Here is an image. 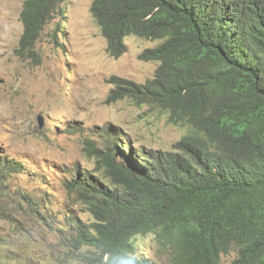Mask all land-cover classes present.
I'll use <instances>...</instances> for the list:
<instances>
[{"label": "trees", "instance_id": "obj_1", "mask_svg": "<svg viewBox=\"0 0 264 264\" xmlns=\"http://www.w3.org/2000/svg\"><path fill=\"white\" fill-rule=\"evenodd\" d=\"M64 1L24 0L16 56L37 55ZM91 14L114 59L128 36L157 42L138 56L158 64L153 77H110L107 103L130 100L187 131L168 151L137 146L111 125L97 131L99 144L85 140L95 166L66 189L91 221L69 210L64 255L99 264L150 234L169 264H221L231 252L230 264H264V0H93ZM20 169L0 158V186Z\"/></svg>", "mask_w": 264, "mask_h": 264}, {"label": "rangeland", "instance_id": "obj_2", "mask_svg": "<svg viewBox=\"0 0 264 264\" xmlns=\"http://www.w3.org/2000/svg\"><path fill=\"white\" fill-rule=\"evenodd\" d=\"M23 2L0 0V158L22 171L0 186V264H79L64 255L60 228L69 210L91 221L66 189L77 170L91 173L95 166L85 140L99 144L97 131L111 125L137 146L169 150L187 129L130 100L107 103L110 77L137 83L153 77L158 64L138 56L157 42L128 36L126 51L114 59L91 14L93 0H65L63 16L43 29L37 55L22 60L15 49ZM21 194L41 204L39 213L24 205ZM133 252L140 261L169 264V255L150 234L134 238ZM235 255H223L221 264H230Z\"/></svg>", "mask_w": 264, "mask_h": 264}, {"label": "clouds", "instance_id": "obj_3", "mask_svg": "<svg viewBox=\"0 0 264 264\" xmlns=\"http://www.w3.org/2000/svg\"><path fill=\"white\" fill-rule=\"evenodd\" d=\"M162 151H168V150H162ZM97 259L99 261V264H139V261H140L139 255L137 253H134L131 251H124V252H120V253H115L113 251H107V252L103 253L102 255H100L99 257H97Z\"/></svg>", "mask_w": 264, "mask_h": 264}, {"label": "bare ground", "instance_id": "obj_4", "mask_svg": "<svg viewBox=\"0 0 264 264\" xmlns=\"http://www.w3.org/2000/svg\"><path fill=\"white\" fill-rule=\"evenodd\" d=\"M159 2V1H158ZM152 7V6H151ZM159 15H161V13L159 14ZM165 15H167V14H165ZM162 16V15H161ZM164 17V16H163ZM166 17V16H165ZM172 17V16H171ZM178 21V20H177ZM179 23V22H178ZM181 29V28H180ZM182 33H184V32H182ZM113 138V137H112ZM116 142V141H115Z\"/></svg>", "mask_w": 264, "mask_h": 264}]
</instances>
